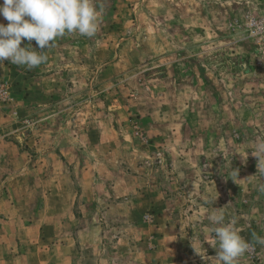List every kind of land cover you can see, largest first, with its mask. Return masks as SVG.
Instances as JSON below:
<instances>
[{"label": "rangeland", "instance_id": "1", "mask_svg": "<svg viewBox=\"0 0 264 264\" xmlns=\"http://www.w3.org/2000/svg\"><path fill=\"white\" fill-rule=\"evenodd\" d=\"M94 3L93 36L31 41L47 56L32 69L0 63L12 68L0 72L2 135L25 152L20 178L37 195L22 213L45 227L10 264H219L213 213L251 245L235 264H264V155L252 154L264 141V0ZM37 145L56 158L36 165ZM154 225L175 233L145 246ZM65 237L74 246L51 250Z\"/></svg>", "mask_w": 264, "mask_h": 264}, {"label": "clouds", "instance_id": "2", "mask_svg": "<svg viewBox=\"0 0 264 264\" xmlns=\"http://www.w3.org/2000/svg\"><path fill=\"white\" fill-rule=\"evenodd\" d=\"M100 15L94 0H2L0 17L8 23L7 26L0 23V63L8 61L28 69L35 68L46 62L47 56L45 51L33 49L31 41L35 40L39 49L44 50L66 34L91 37L97 30ZM24 40L29 44L21 47ZM252 154L260 162L264 141L257 144ZM260 190L264 192V186ZM208 218L217 225L211 229L215 241L212 247L217 250L214 259L219 264H235L251 245L234 227L235 220L225 223V216L215 213ZM256 243L264 245V237H256Z\"/></svg>", "mask_w": 264, "mask_h": 264}, {"label": "crops", "instance_id": "3", "mask_svg": "<svg viewBox=\"0 0 264 264\" xmlns=\"http://www.w3.org/2000/svg\"><path fill=\"white\" fill-rule=\"evenodd\" d=\"M12 69V68H11ZM11 69L6 67H0V72L3 70L4 74L8 75L12 72ZM11 74V73H10ZM8 77V76H7ZM28 105L25 106H36V103L39 99H31L33 101H29ZM40 102V100H39ZM9 117H4V115H0V264H10L11 260H14L13 250L16 247H24V244L28 243L27 249H39L36 242V235L45 231V227H43L42 219H33V221L27 222L29 216L26 213H22V209L29 208L32 203L35 202L37 195L35 192V187H31L27 184L24 178H20V175L23 176L26 168V157L25 152L19 151L17 148L11 146L9 142H6V135H2L3 126L9 122ZM8 135V134H7ZM30 143V142H29ZM39 143V142H38ZM30 149L31 146L28 143H25ZM33 151L34 153H40L38 156V160L35 162L36 165H40V161L43 157L48 158H56L55 153L47 151L46 153L42 152L41 146L37 145ZM15 188H18V191H15ZM58 186H55L54 192L49 195L56 203L59 201H63V198L66 197L60 193ZM47 199L46 197L44 198ZM73 205V200H71V205ZM60 213L56 211L54 214H58L57 216H53L55 225V235L58 236V233L61 231L62 223H63V209H60ZM61 214V215H60ZM26 217V218H25ZM33 218V217H32ZM155 224V223H154ZM52 228V227H51ZM53 229V228H52ZM54 230V229H53ZM151 235H152V243L145 241L143 244L145 246L152 247L157 246L159 243H155V240H158L161 245L166 243L167 238H170L172 233H175L172 228L168 227H155L151 226ZM31 234L35 236L34 243L31 239ZM177 234V233H176ZM54 243L51 246V250L55 249L57 251H65L66 248L74 246L75 242L68 239L67 237L57 240L53 239ZM129 248H133L132 246L136 245L135 243H126ZM157 244V245H156ZM25 252L21 256H18L15 260L22 261L21 258L25 259ZM137 256V255H133ZM21 257V258H20ZM20 258V259H19ZM67 262H71L70 258H66ZM134 261L129 264H138L137 257L133 259ZM132 261V257L130 258ZM143 263L146 264H158V262H154L153 258L141 259ZM187 263L185 260L177 261L175 264H185ZM70 264V263H69ZM161 264V263H160Z\"/></svg>", "mask_w": 264, "mask_h": 264}]
</instances>
